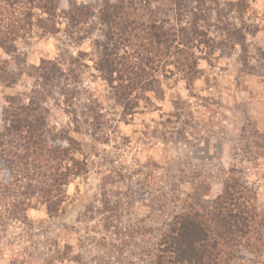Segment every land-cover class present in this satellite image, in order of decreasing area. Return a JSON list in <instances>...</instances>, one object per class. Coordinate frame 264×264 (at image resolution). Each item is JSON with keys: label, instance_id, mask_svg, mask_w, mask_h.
I'll return each instance as SVG.
<instances>
[{"label": "rangeland", "instance_id": "rangeland-1", "mask_svg": "<svg viewBox=\"0 0 264 264\" xmlns=\"http://www.w3.org/2000/svg\"><path fill=\"white\" fill-rule=\"evenodd\" d=\"M178 1L189 12L181 24L198 18L213 49L207 56L194 43L193 52L205 57L198 79L188 86L181 75H167L127 115L94 70V21L80 43L62 22L54 37L34 32L17 42L13 57L0 51V125L10 99L32 102L42 109L49 143L74 140L75 158L87 166L49 217L40 196L30 195L34 188H23L37 185L33 166L10 157L18 169H7L3 154L19 150L0 147V264H147L172 219L214 200L232 170L254 192L261 219L253 248L233 264H264V0ZM149 2L160 18L178 22L169 11L173 0ZM43 61L61 71L48 85L38 70ZM8 74L17 78L13 85ZM18 203L29 208L14 219Z\"/></svg>", "mask_w": 264, "mask_h": 264}, {"label": "trees", "instance_id": "trees-1", "mask_svg": "<svg viewBox=\"0 0 264 264\" xmlns=\"http://www.w3.org/2000/svg\"><path fill=\"white\" fill-rule=\"evenodd\" d=\"M149 1L98 0L93 9L91 3L67 6L66 0H0V51L13 57L17 42L34 32L41 38L54 37L60 33L62 22L66 36L80 43L84 36L92 35L90 22L94 21L99 28L94 40V70L121 104L123 113L130 114L167 75H181L190 86L199 77L198 62L205 58L193 52V44L201 45L208 56L215 42L198 25V18L181 24V16L189 13L183 11L182 1L173 0L170 7L169 11L179 17L174 25L160 18ZM233 33L236 45L242 47L243 35L235 29ZM38 70L46 85L61 73L58 64L51 61L41 62ZM4 80L13 85L17 78L8 74ZM10 101L2 113L0 147L3 153L6 146L18 149L19 154H3V161L7 169L17 168L10 157L22 167L33 166V175L38 177L31 181L37 185L23 188H34L30 195L40 196L47 216H55L65 199L63 188L87 173L86 163L75 158L79 146L74 140L64 138L57 146L49 143L39 106ZM230 173L214 200L172 219L147 264H233L238 253L253 248L250 237L261 227L255 195L234 170ZM12 208V217L18 219L29 207L18 203Z\"/></svg>", "mask_w": 264, "mask_h": 264}]
</instances>
